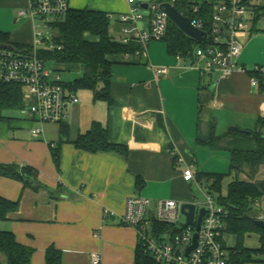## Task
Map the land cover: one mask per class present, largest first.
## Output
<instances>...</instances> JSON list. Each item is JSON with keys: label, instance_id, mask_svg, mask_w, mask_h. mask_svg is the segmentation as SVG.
<instances>
[{"label": "crops", "instance_id": "0c3cea01", "mask_svg": "<svg viewBox=\"0 0 264 264\" xmlns=\"http://www.w3.org/2000/svg\"><path fill=\"white\" fill-rule=\"evenodd\" d=\"M110 1L95 11L112 17V9L129 10L125 0ZM24 6V0H0V13L12 17L14 25L24 24L10 34V41L19 45H24V27L33 41L32 23L18 16ZM255 28L239 38L244 50L238 63L247 69L258 63L257 52L264 57V18ZM162 43L164 47L151 43L147 56L139 59L111 57L113 103L95 102L91 92L80 91V102L68 109L67 140L61 125H40L28 113L30 97L23 98L22 111L0 119V164L33 169L34 184L40 186L33 190L0 176V197L19 203L17 211L0 221V231L14 233L20 244L34 250L31 264H46L49 248L62 253L63 264H92L94 254L102 264H134L138 234L121 222L130 199L182 201L183 185L192 191L182 178L186 165L194 167L198 179L201 155L253 149L251 138L230 128L259 132L264 88L252 86L250 73L221 80L218 74H201L194 57L179 58ZM152 66L166 67L169 73L158 77ZM94 123L104 125L109 142L126 152L78 149L75 142ZM37 127L43 129L40 137L30 134ZM179 157L185 164H178Z\"/></svg>", "mask_w": 264, "mask_h": 264}, {"label": "built area", "instance_id": "2783aa9c", "mask_svg": "<svg viewBox=\"0 0 264 264\" xmlns=\"http://www.w3.org/2000/svg\"><path fill=\"white\" fill-rule=\"evenodd\" d=\"M129 10L119 16L122 25L121 36L114 38L117 43L128 45L136 42L140 49L133 55L125 54L126 59H139L147 56L152 42H161L168 31L170 19L164 12L165 5L176 8L184 17L191 20L193 26L207 34L206 40L198 43L200 47L194 54L201 74H218V78L227 79L237 73H254L251 79L253 87L264 82V67H256L249 71L240 65L238 60L244 47L240 37L251 31L255 17V0H125ZM25 6L18 16L28 19L33 26V43L23 48H0V85L17 83L22 87L23 98L30 97L33 103L26 109L40 125L67 122L68 109L80 102L78 94L67 87L62 80L60 70L47 67L42 57L44 49L54 50L56 35L52 23L65 16L71 8V0H24ZM213 4V5H211ZM147 5V9L143 6ZM212 6V25L206 30L204 22L198 18L202 7ZM112 18V17H111ZM53 30V37H45L40 31L42 25ZM60 49V48H59ZM179 58L182 56H178ZM156 76H167L166 67H153ZM30 134L40 137L42 127L32 128ZM178 164H185L182 157ZM183 180L196 189L202 200L190 204L195 206L192 225L181 223L184 201L169 199L152 201L135 197L126 205V213L121 217L125 226L133 227L138 234L139 243L158 264H230V248L227 247L226 222L228 210L214 199L209 184H202L196 177L194 167L186 165L182 173ZM209 183H214L209 180ZM207 187H209L207 189ZM261 204L259 200L255 204ZM204 210L200 230L197 222L200 211ZM105 215H113L105 211ZM255 222L264 224V214L255 211L252 217ZM157 225V226H156ZM173 226V233L163 228ZM263 231V230H262ZM264 232V231H263ZM198 234L197 248L187 255V250L194 244V236ZM263 243V244H262ZM264 246V235L261 237V248ZM258 249V250H260ZM92 264H102L98 254L92 257ZM247 264H264V253L255 256Z\"/></svg>", "mask_w": 264, "mask_h": 264}, {"label": "trees", "instance_id": "16d2710c", "mask_svg": "<svg viewBox=\"0 0 264 264\" xmlns=\"http://www.w3.org/2000/svg\"><path fill=\"white\" fill-rule=\"evenodd\" d=\"M254 10L253 29H256L260 20L264 18V5L255 6ZM198 18L204 22L206 30H209L212 25V6L202 7ZM110 25L111 17L105 12L71 9L65 16L52 23L56 33L54 50L44 49L41 51L42 57L47 63L53 62L57 65L79 68L82 77L72 83L64 82L67 87L77 94L80 91H89L93 94L95 102L102 101L108 105L113 103L110 92L113 81L111 57L133 55L141 48L136 42L128 45L117 43L110 34ZM161 42H165L171 54L190 59L194 57L195 45L202 47L182 33L172 22H169L167 34ZM0 44H11L16 48H23V45L12 43L10 35L1 31ZM250 74L252 78L257 76L252 72ZM260 86L264 88L263 81H260ZM23 109L22 87L17 83L1 84L0 119H4L3 114L5 113L18 112ZM61 126L62 136L67 140L69 135L67 122ZM246 136L253 140L254 147L248 152L233 151L231 153L230 170L235 174L236 179L229 186L228 197L218 200L229 212L226 230L237 240L236 246L230 250V264H246L252 262L259 253H264V246L255 251L247 249L244 245L247 234L262 232L252 217L255 214V202L264 196L258 187V184L263 182L258 177L264 168V120L260 122L259 132H252L250 136ZM75 146L89 153L117 152L124 154L126 152L123 147L109 142L107 128L100 123H94L90 131L78 138ZM55 157L58 160L56 152ZM242 174L247 177V180H240L239 177ZM0 176L19 181L25 187L33 190L40 188L34 184V171L29 167L0 164ZM198 179L200 181L213 180L214 183L210 189L213 192L221 190L222 177L200 175ZM18 207V202L0 197V221L7 220L8 215L17 211ZM163 229L166 231L168 229L173 233L177 232L173 226L169 225ZM0 253L4 256V261H0V264H31L34 250L20 244L14 233L0 231ZM46 264H63L62 253L55 248H49L46 254ZM134 264L158 263L139 243Z\"/></svg>", "mask_w": 264, "mask_h": 264}, {"label": "rangeland", "instance_id": "374dc122", "mask_svg": "<svg viewBox=\"0 0 264 264\" xmlns=\"http://www.w3.org/2000/svg\"><path fill=\"white\" fill-rule=\"evenodd\" d=\"M110 1V0H109ZM108 2V0H71V8L74 10H97L102 8V5ZM111 2V1H110ZM116 2V1H115ZM116 4V3H115ZM119 4V3H118ZM120 5V4H119ZM124 6H120L117 9H112L110 13L112 14L111 25H110V34L112 37L117 38L120 36L121 33V26L117 22L121 13L125 11ZM126 13V12H125ZM23 22H20L17 25H14V19L12 17L6 16L0 13V31L13 34L20 26H23ZM25 31V32H24ZM40 31L43 33L45 37H49L52 39L53 37V30L46 26L42 25ZM22 43L24 45H31L33 43L31 33L29 34V30L27 27H24L22 34H21ZM158 43L157 45H161L164 47L162 42H152ZM200 47L195 45L194 47V54ZM256 59L258 60L256 64H253L248 68L249 71H253L256 67H264V57L261 54V51L256 53ZM48 68H56L60 70V74L62 77L63 82L72 83L75 82L77 79L82 77V73L79 71L77 66H66V65H57L56 63H47ZM251 132V131H250ZM255 132V129L254 131ZM251 144L248 145V149H251ZM230 153H222L216 152L211 157L209 155H201L200 159L197 161V165L199 166L200 172L204 176L214 175L218 177H222L221 180V190L215 191L213 193L214 199L216 201L220 199H226L229 194V186L231 183L236 179L235 174L230 170ZM240 180H247L245 175H240ZM259 180L264 181V168L261 170V174L258 177ZM205 180V179H204ZM204 186L209 184L212 187V183L209 181H204ZM209 187H207L208 189ZM191 193V194H190ZM182 201H199L202 200L201 196L196 193L195 187H193L192 191H188L187 186L182 187L181 189ZM261 204H255L254 209L255 211L259 212V214H264V196L259 200ZM186 221V217L181 218V223ZM262 230V229H261ZM263 232V231H262ZM253 232L249 233L245 237V247L250 250L257 251L261 248V237L264 235V232ZM227 247L232 249L236 246V237L232 234L227 236ZM263 244V243H262ZM259 253V252H258ZM247 264V263H246Z\"/></svg>", "mask_w": 264, "mask_h": 264}, {"label": "water", "instance_id": "95a60500", "mask_svg": "<svg viewBox=\"0 0 264 264\" xmlns=\"http://www.w3.org/2000/svg\"><path fill=\"white\" fill-rule=\"evenodd\" d=\"M143 7L147 9V5H144ZM164 8H165L164 12L169 17L170 21L187 37L193 39L194 41L198 43H202L206 40L207 34L199 30L195 26H193L191 23V20L187 17H184L176 8L172 7L171 5H165ZM0 48H11V46L0 44ZM230 131L239 133L242 135H248V136L252 134V132L241 130L238 127H231ZM258 187L260 188V190L262 191L264 195V181L259 183ZM182 211L187 219V224L184 225V227H187L188 225H192L194 222V216H195V206L193 204L186 203L183 206ZM204 213L205 211L202 209L200 211V216L197 222V231L200 230L202 219L204 217ZM256 225L264 231L263 222L257 221ZM197 240H198V234L196 233L194 236V244L187 250V255L197 248Z\"/></svg>", "mask_w": 264, "mask_h": 264}]
</instances>
